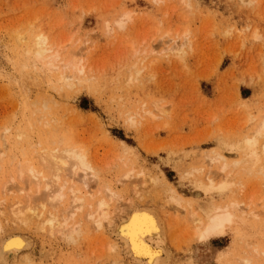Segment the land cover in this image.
<instances>
[{
	"label": "rangeland",
	"instance_id": "1",
	"mask_svg": "<svg viewBox=\"0 0 264 264\" xmlns=\"http://www.w3.org/2000/svg\"><path fill=\"white\" fill-rule=\"evenodd\" d=\"M124 15L130 19L120 27ZM38 35L64 50L60 72L73 74L62 64L79 61L83 72L72 85L33 60V53L26 52L30 40L19 41ZM263 115L264 0H0V242L13 233L31 241L30 250L0 264L127 261L123 253H108L115 240L110 232L101 235L85 220L87 205L107 196L102 189L121 198L110 201L111 211L133 200L160 213L172 231L170 264H264V136L254 134V155L248 148ZM71 144L88 151L101 178L90 180L97 185L89 184L96 196L85 195L86 206L70 222L80 223L81 232L72 235L70 244L65 237V244L59 234L53 240L50 233L39 232L38 217L31 220L34 226L30 221V226H13L11 205L22 203L23 210L29 203L21 192L27 184L15 171L41 146ZM215 154L224 160L209 161ZM31 188L28 196L35 198L40 189ZM173 193L181 199L178 204L170 201ZM65 198L50 211L61 215V207L70 205ZM224 205L243 209H233L234 221L207 237L192 239L196 224L188 212L196 207L200 215L211 216ZM24 255L30 262H22Z\"/></svg>",
	"mask_w": 264,
	"mask_h": 264
},
{
	"label": "bare ground",
	"instance_id": "2",
	"mask_svg": "<svg viewBox=\"0 0 264 264\" xmlns=\"http://www.w3.org/2000/svg\"><path fill=\"white\" fill-rule=\"evenodd\" d=\"M129 19H130L129 15H124L122 17V19L120 20V22H118V25L120 27H124ZM21 37L22 38H19L20 43H21V41L26 42L28 40H30L32 42V46H29V48L27 47L28 51H26V52L33 53V60L41 63L43 65L44 69L47 68L51 72L56 71L57 75L56 74H54V75L56 76V78L58 77V79L60 81H68V84L72 85L69 82H71L73 80H77L79 78V75H81L80 73L83 72L82 67H79V65H80L79 61L76 60L75 58L68 61L65 64V67L62 64V67L67 68V70H68V68H71L72 71H74L73 74L65 75L63 72H60L58 63H61V62H58V60L62 57L61 52L64 50L61 51V50H58L59 49L58 47H57L58 49L55 48V46H53L49 43L48 38H46L44 35H38L37 37L35 36L36 38H34L32 40L29 38L27 39L26 36L25 37L21 36ZM22 44H23V42H22ZM60 48L65 49L66 46H65V48L64 47H60ZM172 50H173V48L167 49V51H172ZM174 50H175V47H174ZM63 68H61V69H63ZM38 70H40V69L38 68ZM41 72H43V71H41ZM65 83H67V82H65ZM157 107L161 113H165L164 108L162 109V107L160 108V106H157ZM148 112H147V114H149ZM150 115H153V113H151ZM153 116L156 117V115H153ZM261 120H259L260 123L258 122L259 125L257 123L258 127L255 124L256 127H255V129H253V132H254V130L256 132H254V133L252 132V134H251V135H253V137H255L254 136L255 133H256L255 135H257L256 136L257 138L264 136V117ZM252 121L253 120H250V118H249L248 123H250ZM42 134H41V132L39 134L41 143L45 142ZM28 136H30V134ZM47 136H48V134H47ZM50 137H52V136H50ZM251 137L252 136H250V138ZM256 137H255V139H252V142L248 145L249 150H251V156L254 155L256 153V151L258 150V139ZM61 139H62V137H61ZM61 139H60V143H61ZM45 140H46V138H45ZM67 140H69V139H67ZM49 141H48V143H49ZM38 142L39 141H37V146H39ZM70 142H73V141H70ZM29 143H30V141H29ZM41 143H40V145H41ZM50 143L54 144L55 142L53 143V141H51ZM56 143L59 144V140ZM44 145H46V144H44ZM29 146H30V144H29ZM33 146L31 144L30 147L32 148ZM3 147L4 146H2V148ZM41 147H43V148L40 150L38 149L39 151L37 150V151L33 152L34 154L36 153L35 155L33 154V157L37 155L35 158H33L31 156L30 157L31 159L26 160V162L24 161L25 163L23 162L24 164H22V165H20L18 162L20 167H18V170L15 169L16 174L18 173L19 179L22 181L21 184H27V186L25 185L26 187L24 185L23 186L21 185L22 186V188L20 187L21 192L22 193L26 192L27 193V194L25 193L26 196L29 197V199L33 200L34 197L32 198V196H34V194L31 195V193H30L31 196H28L29 195L28 192L33 191L34 188L32 189L31 185L34 184L36 186V188L40 189V191L38 189H37V191L35 190V192H38L39 194L34 192L35 198H34L33 202L31 200V204H29L30 200L29 199L27 200V198H26V200H27V202L29 201V203L26 202V200L24 199L25 195H23L24 196L23 199L25 200L24 202L28 204L27 207H26L27 204L24 206L25 208L23 210H22V206L19 205L22 203H19V202L16 203L15 202V205H11L12 207H11L10 212H11V217H12L13 223L11 220H10L11 221L10 223L14 224L13 226H15L16 225L15 223L19 222L20 224L23 223L22 224L23 226L21 225L22 227H26V224L28 225L29 221L33 225L31 220H33V218L36 220V217H38V218H40V220H39V222L35 221L34 225H37L39 232L40 231H44V232L46 231L48 233V235L50 233V235L52 236V239L54 238L53 240H55V237H53V236L59 234V235H61V237L57 235L58 237H60L59 242H61L60 241L61 238L63 239V237L64 238L67 237L68 240L71 239L68 241V243H69V242H72V239H73L72 235L73 234L78 235L77 233L81 232L80 231V225L81 224L79 223V220H80L79 218H77V219H79L78 220L79 224H75L73 222L70 223V222H71V220H74V216L77 214V212H79V211L81 212V210L84 208V206H86L87 200L85 198L86 197L85 195H89V197H90V194H91L90 192H92L89 190L91 188L90 186L93 185L92 187H94V188H95V186H97L95 183L97 181H99V178H100L98 175L99 171L97 169L99 164H97V162H96L97 166L94 165L95 160H93V161L91 160L90 156L87 153L88 151L84 150V147L83 148H79L80 146L74 147L72 144L69 147H62V148H59L58 145L56 146V148L55 147L51 148L49 146L51 149H49V147H47V146H45V147L41 146ZM4 148H3V150H4ZM5 151H6V148H5L4 152ZM0 152H2V150H0ZM29 152H30V149H29ZM29 152L27 149L26 153H28V155H29ZM30 153H32V151ZM2 154H3V152H2ZM0 155H1V153H0ZM251 156H250L251 159L248 158V160H247V157H245L246 158L245 160L250 162V160H252ZM257 156H259V155H256V157ZM219 160H224V159L222 156H220L218 154H215V156L212 157L211 160L209 159V161H213L214 163L216 161H217L216 163H218ZM252 161L250 163L249 162H247V163L251 164ZM243 162H245V161H242V163ZM227 168H228V165L224 163L222 170L226 171ZM142 175L144 176V174H142ZM129 176L130 175H128L127 177L129 178ZM142 177H140V178H142ZM144 178H146V177H144ZM148 179L149 178H147V184L149 182ZM155 179H157L156 182H158V178H155ZM90 180L91 181L96 180V181L94 183V182H91ZM144 181H146V179H144ZM17 182H19V181L18 180L15 181V183H17ZM141 182H142V179L140 181V184L143 185L144 183L142 184ZM13 183H14V179H13ZM150 183H152V182H150ZM150 183H149V186H150ZM78 184H80L82 186V190L80 189V187L78 188V186H77ZM89 184H91V185L89 186ZM104 185H105V183H104ZM29 186H30V190H29ZM152 186H150V187H152ZM32 187H34V186H32ZM103 187H101V189ZM105 188H107V186ZM169 188H168V191L170 190ZM83 189H84V192H82ZM27 190H28V192H27ZM97 190H99V186H98ZM104 190H107V191L105 192ZM102 191H104L105 195H107V196L110 193H111V195H109L108 197L106 196L107 198L104 197V195H103V197H102V195L101 196L99 195V197H102V198H99L97 201L95 200L96 202L94 201V203H91V204L89 203V205H87V206H89V209L87 207V209H86L87 212L84 213L85 214L84 216H86L85 220L87 219L86 220L87 223L88 222L92 223V224H90V225H92L91 228H94L95 231L97 230L101 235H105V234H107L106 233V230H107V232H110L111 235H113V237L115 238V240L113 242H111V244L109 243L110 247H109V245L106 246V248L109 247L108 251H110V252H108V253L114 254L113 252H119V253H123L124 255H126L129 259L127 261H123L124 263L121 260V264H170L169 261H170V256H171L170 255L171 254V248L167 246V240L169 239L168 236H169V232L171 231V229H170V231H168L166 222H165V220L163 221L161 219L162 217L160 216V213L157 210L149 209L150 206L148 208L138 206L136 204V202H134L133 200L128 202L127 206H122V204L120 203L121 206L118 207L120 210L119 209H118L119 211L113 210L114 211L113 212L110 210L111 209V203H114V200H117L119 202L120 201L119 199H121L120 196H118L117 192H116L117 193V195H116L115 193L111 192V190H109V189H102ZM134 191L136 193L135 195L141 194V193H139V191L136 188ZM168 191H166V193ZM162 192H165V190L163 189ZM172 192L173 191H171L170 193H172ZM66 196H69V198H70L69 199L70 201L68 200V202H70L69 207L67 204L66 210L64 208L65 211L63 210V207H61L62 209H60V210H62V212L59 210V214L61 213V215H58L57 213H53L55 208L58 209L60 202L64 201L66 199L65 198ZM91 196L92 197H90V198L93 199L96 196V194H95V196L91 194ZM147 196H148V193H147ZM170 197H171L170 201L172 200L171 202L175 201L176 204H178L177 202H179L180 198H177L174 193H173V196L170 195ZM108 198H109V200H107ZM142 198L143 197H141V199ZM35 199L37 200L38 203L35 201ZM110 201H113V202L110 203ZM24 202H23V205L25 204ZM120 202H122V201H120ZM62 203H64V202H62ZM260 203H261V201H260ZM35 204H36V206L34 207ZM116 204H118V203H116ZM60 205H62V204H60ZM238 206H239L238 208H233L234 206L224 205V207L221 208L220 210L217 208V210H219L217 213H215V214L210 213L211 216H207L206 213L204 215H202V214L200 215V213H197L195 211L196 207L194 210L189 211L188 215H190L191 221L194 224H196V227L193 225L195 227L194 228L195 230L192 229V230H194V232H192V234L190 232L191 237L194 236V238H192V239H195V237L197 239H203L208 234V232L212 231L217 226L221 227L225 223H229L231 221H234L233 218H234L235 214H234L233 209H237V210L241 209L240 205H238ZM64 207H65V205H64ZM52 209H53V211H50ZM242 209H243V207H242ZM25 210H26V212L24 213ZM44 211L45 212L48 211V214L45 213ZM44 213L47 214L46 217H45ZM173 215H175V214H173ZM80 217H81V215H80ZM187 219L189 220V218H187ZM8 222H9V220H8ZM30 222H29V226L31 225ZM81 223H83V222H81ZM85 224H83V225H85ZM228 226H229V224H228ZM2 228H4V226ZM2 228L0 227V234L4 232L3 231L4 229H2ZM33 229H35V228L33 227ZM14 230H16V228ZM30 230H31V228H30ZM83 230H82V232H83ZM23 231H24V229H23ZM34 232H37V231H34ZM38 233H36V234L38 235ZM47 233H45V235ZM33 234L35 235V233H33ZM43 234H41V235H43ZM101 235H100V237H101ZM48 238H49V236H47V239ZM67 239L66 240L63 239L65 241V242L63 241L65 244L67 243ZM83 239H85V238H83ZM101 239H102V237H101ZM104 239H105V237H104ZM106 239H105V241L108 240V239L107 240ZM48 240H47V242H48ZM76 241H78V236H77ZM79 241H82V240H79ZM56 242H54V243H56ZM193 242H195V241H193ZM0 243H1L0 244L1 245L0 246L1 247L0 261L4 262V263L7 262L8 258H10L14 255H19L22 251L28 250L31 247L30 239L25 237L23 234H18V233H16V234L13 233L12 235L3 239ZM74 244H75V242H74ZM103 245H105V242ZM103 245H102V248H103ZM72 249H74V248H72ZM70 250H71V248H70ZM104 253H106V252H104ZM24 257L26 258L27 256L24 255ZM27 258L24 259L22 262H24L25 260L28 261ZM119 258H120V256H119ZM174 260L176 262V259H174ZM185 260L187 262V259H185ZM118 261L116 259V261H111L108 264H111L112 262L115 264V262L118 263ZM13 262H15V261H13ZM28 262H30V261H28ZM245 262L248 263L249 261L246 260ZM28 264H30V263H28ZM65 264H67V263H65Z\"/></svg>",
	"mask_w": 264,
	"mask_h": 264
}]
</instances>
